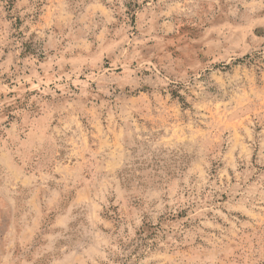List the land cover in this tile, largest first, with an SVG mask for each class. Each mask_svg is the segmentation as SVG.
<instances>
[{"label":"rangeland","instance_id":"rangeland-1","mask_svg":"<svg viewBox=\"0 0 264 264\" xmlns=\"http://www.w3.org/2000/svg\"><path fill=\"white\" fill-rule=\"evenodd\" d=\"M0 264H264V0H0Z\"/></svg>","mask_w":264,"mask_h":264}]
</instances>
